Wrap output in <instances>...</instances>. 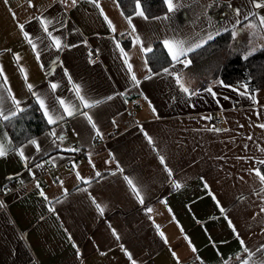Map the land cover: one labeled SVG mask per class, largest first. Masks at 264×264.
<instances>
[{"label": "crops", "instance_id": "0c3cea01", "mask_svg": "<svg viewBox=\"0 0 264 264\" xmlns=\"http://www.w3.org/2000/svg\"><path fill=\"white\" fill-rule=\"evenodd\" d=\"M174 3L176 11L165 5L145 19L137 9L125 16L116 0H0L5 114L14 96L20 108L35 103L48 122L39 96L63 117L16 148L0 119L9 149L0 156V264H242L249 253L264 260V182L256 174L264 88L249 93L241 82L211 79L192 67V51L173 61L162 43L184 40L195 50L231 31V49L247 54L264 47V29L252 37L244 27L259 28L264 7ZM157 43L168 62L151 72L145 49Z\"/></svg>", "mask_w": 264, "mask_h": 264}, {"label": "trees", "instance_id": "16d2710c", "mask_svg": "<svg viewBox=\"0 0 264 264\" xmlns=\"http://www.w3.org/2000/svg\"><path fill=\"white\" fill-rule=\"evenodd\" d=\"M122 13L127 16L135 7V0H116ZM145 16L153 17L164 12L163 0H140ZM231 31H225L193 50L189 56H197L191 61L192 67H200L209 71V78L218 79L225 84L241 82L247 85L249 93L264 88V47L252 51L251 55L234 51L230 47ZM247 57V58H245ZM149 71L161 69L168 62V56L160 44H155L152 51L144 55ZM210 80V79H208ZM23 111L11 119L2 120V125L12 143V148L18 147L28 139L48 130L49 124L35 103L27 105ZM261 175H264V163L258 165Z\"/></svg>", "mask_w": 264, "mask_h": 264}, {"label": "snow or ice", "instance_id": "6c2138e0", "mask_svg": "<svg viewBox=\"0 0 264 264\" xmlns=\"http://www.w3.org/2000/svg\"><path fill=\"white\" fill-rule=\"evenodd\" d=\"M72 2H73V4H75L76 0H72ZM164 3L167 6L168 13H172V12L176 11L177 8H178V4L174 3V0H164ZM29 5L31 6V0H29ZM135 7L137 9L135 14L147 19V17L144 14V11H143V9L141 7L140 0H135ZM254 7H256V8L264 7V4H261L259 2H256V0H254ZM237 11H239V10H237ZM168 18L169 17L167 15H165L164 17H156L155 19H168ZM105 19H107V17H105ZM245 19H247V16L245 17ZM40 21H41V24L43 25L44 32L47 33V35L52 38L55 47L57 49H59L61 47L60 38L52 36V33L49 32V30H48V25H49V23H51V21H49V20H47V19H45L43 17L40 18ZM128 21L131 24V17H128ZM259 22H260V27L259 28L254 23H249V24H246L244 26L245 28L252 29V32L250 34L252 37H256L258 32L261 29H264V16H260L259 17ZM109 24H111L110 21H109ZM20 28L23 30L24 26L20 25ZM112 30L115 31V28L113 27ZM132 30H133V32L136 31L134 25H132ZM24 35H25V37L29 36V34L27 32H24ZM232 35H233V38L236 37L237 33H236L235 30L233 31ZM207 39L211 40V39H213V36L209 35L207 37ZM28 42L30 44H32L33 48L35 49L36 45L33 43L31 38H29ZM135 42L142 44V41H140V37L139 36H136ZM162 43H163L164 47L168 50V53H169V55H170V57H171V59L173 61H179L180 57L186 56L187 52H191V51L194 50L191 46L186 47L185 46L186 42L184 40H171V41L165 40ZM201 46H202L201 44H196L195 45V47H197V48L201 47ZM121 51H123V49H121ZM145 51H149L150 52V51H152V49L151 48H147V49H145ZM252 51H255V49H252ZM251 54H252V52L250 51L248 53V55H251ZM37 56L39 57V53H37ZM245 58H247V57H245ZM17 59H19L18 54H17ZM187 63H190V61H188ZM129 67H131V66L129 65ZM0 71H2V68H0ZM163 71L165 73H167L168 69L165 68ZM132 79L135 80V76L134 75H133ZM5 81H6V78H5ZM178 82H179V78H178ZM27 86H28L29 89L32 88L31 84H29ZM51 87L53 89H55L57 87V85L56 84H52ZM245 87H247V85H245ZM182 88H183V91H185V92L189 91L188 88L187 87H183V85H182ZM208 91H211V89L209 88ZM76 92L79 95V87L78 86L76 88ZM9 93H10V89H9ZM34 95H35V93H34ZM36 98H37V101L39 103V106L41 107V109L44 110V115L47 117V120H48L49 124H55V123H57V120L63 119V117H55L54 118L53 114L50 113L48 107L46 106L45 101L43 99H41L39 96H37ZM79 99L81 101H83L85 107L94 106L92 104H89L88 101L85 100V98L83 96H80ZM11 100H12V103L15 105V108L14 109H9L8 110L9 114H5L4 100H3V97L0 96V119H3L5 121H7V120L11 119V117L15 116L17 114V112L23 111V109L20 108V103L21 102L19 100H16L14 96H11ZM58 102H59L60 105H62L64 107V111L67 113L68 116L73 115V110H72V107L70 105L66 104V102L63 99L58 100ZM89 119H91V118L89 117ZM93 127H95V125H93ZM261 127H264V125H261ZM214 130L219 131V129H214ZM6 135L7 134L5 133V136ZM149 141L151 142V138L150 137H149ZM30 143L31 144H36V141L35 140H31ZM8 151H9V149H8L6 143L3 140H0V156L7 155ZM20 155H23L22 151L20 152ZM161 162L163 163V157H161ZM261 163H264V161H262ZM169 172H170V170H169ZM256 174L260 178L261 182H264V175H261L259 170H257ZM128 182H129V184H132L131 180H129ZM176 187L179 188L180 185L176 184ZM133 188L135 189L134 185H133ZM137 195H139V191L138 190H137ZM97 207L99 208L100 206L97 205ZM100 211L102 212L103 209L100 208ZM241 244L243 245V241H241ZM244 251L247 252L248 249L245 248ZM258 251H260V250H258ZM253 255H254L253 253H249V259L243 260L242 264H264V260L252 261L251 257ZM132 264H135V261H133Z\"/></svg>", "mask_w": 264, "mask_h": 264}, {"label": "built area", "instance_id": "2783aa9c", "mask_svg": "<svg viewBox=\"0 0 264 264\" xmlns=\"http://www.w3.org/2000/svg\"><path fill=\"white\" fill-rule=\"evenodd\" d=\"M92 57L96 58V55H93ZM213 121H214V123L218 124V123H220L221 120L219 118H214ZM112 132H115V131L112 130ZM39 169H40V171H44V168L41 166L39 167ZM0 198H1V196H0Z\"/></svg>", "mask_w": 264, "mask_h": 264}, {"label": "rangeland", "instance_id": "374dc122", "mask_svg": "<svg viewBox=\"0 0 264 264\" xmlns=\"http://www.w3.org/2000/svg\"><path fill=\"white\" fill-rule=\"evenodd\" d=\"M249 51H251V50H249ZM246 53H249V52L247 51Z\"/></svg>", "mask_w": 264, "mask_h": 264}]
</instances>
